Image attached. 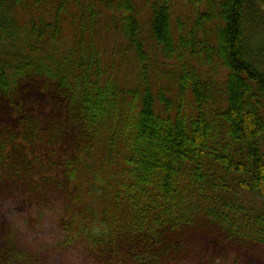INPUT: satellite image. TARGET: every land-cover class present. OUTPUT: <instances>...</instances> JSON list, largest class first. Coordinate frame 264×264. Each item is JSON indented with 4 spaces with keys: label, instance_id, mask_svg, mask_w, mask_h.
Masks as SVG:
<instances>
[{
    "label": "trees",
    "instance_id": "obj_1",
    "mask_svg": "<svg viewBox=\"0 0 264 264\" xmlns=\"http://www.w3.org/2000/svg\"><path fill=\"white\" fill-rule=\"evenodd\" d=\"M0 97V181L64 200L39 209L51 252L160 264L199 226L264 246V0H0ZM15 238L0 264H43Z\"/></svg>",
    "mask_w": 264,
    "mask_h": 264
},
{
    "label": "rangeland",
    "instance_id": "obj_2",
    "mask_svg": "<svg viewBox=\"0 0 264 264\" xmlns=\"http://www.w3.org/2000/svg\"><path fill=\"white\" fill-rule=\"evenodd\" d=\"M19 93L23 108L27 109L28 114L42 117L45 124L53 118L54 112H51L49 100L40 87L29 81L21 86ZM14 111L13 105L0 97V132L4 129L17 128L18 119ZM46 145L49 147L47 141ZM45 193L39 200H33L21 180L14 178L1 180L0 233L5 234L6 231L13 230L18 245L25 250L29 248L35 258L42 249L40 256L43 264H104L97 256L95 259L87 258V255L81 253L73 244L66 247L64 252L57 250L51 252L47 249L48 245L56 241L55 236L59 235L60 228L55 217L47 213L48 210L42 216L39 209L41 206L50 208L52 202L61 207L64 200L58 193L57 201H52L50 192ZM183 244L179 254H171L169 259L163 260L160 264H264V246L252 243L226 246L217 239L214 231L201 229L200 226L184 234Z\"/></svg>",
    "mask_w": 264,
    "mask_h": 264
}]
</instances>
